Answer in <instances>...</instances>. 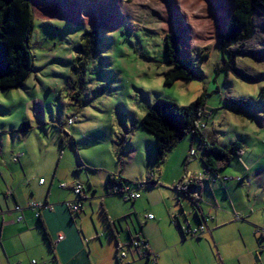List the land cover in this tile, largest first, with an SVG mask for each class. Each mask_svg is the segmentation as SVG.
I'll use <instances>...</instances> for the list:
<instances>
[{
	"label": "rangeland",
	"instance_id": "obj_1",
	"mask_svg": "<svg viewBox=\"0 0 264 264\" xmlns=\"http://www.w3.org/2000/svg\"><path fill=\"white\" fill-rule=\"evenodd\" d=\"M32 4L36 70L22 88L0 90V152L7 156L15 149L29 152L37 170L48 154L55 166L61 159V168L77 165L80 156L90 169L124 168V178L146 183L143 164L155 138L141 119L149 106L158 98L189 106L206 92L207 118L198 123L209 144L229 147L240 141L244 146L241 157L222 172V180L236 185L230 194L237 212L228 203L229 213L233 219L245 215L250 223L246 244L258 248L253 233L264 230V9H256L249 37L224 52L221 37L232 20L233 0H32ZM86 30L98 37L87 61L84 49L77 48ZM172 34L179 37L181 58H192L198 69L191 80L165 85V73L171 69L166 65L165 37ZM205 54L209 57L203 60ZM225 60L233 62L234 69L226 70ZM63 117H75L68 134ZM26 121L32 127L28 134L20 131ZM56 127L69 138L66 145L61 140L62 152ZM190 139L175 149L176 154L188 151V167L178 156L160 165L168 176L175 164H182L180 178L186 183L190 174L203 175V151L195 140L197 155H190ZM239 165L254 169L248 175L242 170L241 176ZM85 173L98 177L97 172ZM238 178L243 184L236 182ZM146 186L141 188L144 194Z\"/></svg>",
	"mask_w": 264,
	"mask_h": 264
},
{
	"label": "crops",
	"instance_id": "obj_2",
	"mask_svg": "<svg viewBox=\"0 0 264 264\" xmlns=\"http://www.w3.org/2000/svg\"><path fill=\"white\" fill-rule=\"evenodd\" d=\"M39 120L44 121L43 116ZM31 128V124L27 129L21 124L20 131L28 134ZM55 138L62 152V142L68 144L69 138L60 132ZM190 140L191 150L195 139ZM154 144L149 146L144 172L147 181L152 175L157 179L158 172L157 180L162 184L155 181V185L146 186L145 194L139 189L141 198L131 201V205L130 200L112 192L109 182L111 175L124 178V168L90 169L80 156L77 165L61 168V159L55 166V159L48 154L37 170L29 152L15 149L8 156L0 152V264H119L118 253L129 249L135 239L146 241L156 258L139 257L131 250L123 264H264L259 232L253 233L258 248L256 244L247 246L245 231L249 222L245 215L235 220L229 213L230 207L237 212L230 194L236 185L225 183V174L221 173L218 181L202 182L192 190V195L199 198L195 204L175 188L181 179L182 164H175L166 176L161 172L162 165H156ZM176 148L165 160L178 156L177 160L184 159L188 167V151L176 154ZM201 168L203 172L202 164ZM238 168L241 176L254 169L244 165ZM85 170L97 172L98 177L83 174ZM236 182L243 184V178ZM133 184L126 185L135 189ZM76 185L83 187L81 195L75 192ZM78 201L83 209L72 213L66 204ZM31 203L42 207L35 209ZM18 205L21 211L15 209ZM150 214L154 219L147 218ZM202 225L206 230L201 234ZM59 236L64 239L58 241ZM240 241L244 247L238 245Z\"/></svg>",
	"mask_w": 264,
	"mask_h": 264
},
{
	"label": "trees",
	"instance_id": "obj_3",
	"mask_svg": "<svg viewBox=\"0 0 264 264\" xmlns=\"http://www.w3.org/2000/svg\"><path fill=\"white\" fill-rule=\"evenodd\" d=\"M233 3L232 20L227 33L221 37L224 52L228 46L242 42L249 37L254 29L253 18L256 9L258 7L264 9V0H233ZM35 27L32 0H0V90L22 88L25 81L35 72V55L32 48ZM97 43L98 37L95 31L86 30L82 34L81 42L77 48L84 49L85 61L89 59V55ZM180 48L178 35H166V65L171 69L165 73V85H173L178 80H191L198 69L192 62V58H181ZM208 57V54L202 55L203 60ZM225 61L226 70L228 67H234L233 62ZM237 72L242 78H248L243 71L237 70ZM207 96L208 94L203 92L189 106H180L175 102L158 98L142 117L141 125L155 138L156 165L163 164L169 152L178 146L185 137L191 136L198 141L203 151L201 162L204 167V181L216 182L220 174L231 165L234 158H239L242 155L244 146L240 141L233 142L229 147L220 146L215 142L212 145L209 144L205 131L198 123L200 118L203 120L207 118ZM22 127L30 128L29 122H24ZM203 178L191 179L188 183L182 178L175 188L198 204L199 198L192 195V190L200 187ZM109 182L112 192L122 197V193L116 192L114 188L116 186L124 188L129 186L126 184H133L121 176L115 175L109 177ZM142 184L153 185L150 179L146 183L133 185L136 186L135 189H138Z\"/></svg>",
	"mask_w": 264,
	"mask_h": 264
},
{
	"label": "built area",
	"instance_id": "obj_4",
	"mask_svg": "<svg viewBox=\"0 0 264 264\" xmlns=\"http://www.w3.org/2000/svg\"><path fill=\"white\" fill-rule=\"evenodd\" d=\"M63 120V123L61 124H64V132L68 134L69 132V129L74 126V123H75V117H67V118H62ZM190 155H195V150H191L190 151ZM16 160V159H15ZM154 176V175H152ZM152 176L150 177V182L151 184L155 185V182L152 181ZM203 175H199V178L197 177H194L192 176V174H190L189 176V181L191 179H200V178H203L202 177ZM41 183L44 182V179H41L40 180ZM188 183V182H187ZM145 185L142 184L140 186V188L138 189H132L131 187L129 186H125L124 188H121L119 186H116L114 188V190L116 192H121L124 199L126 200H131V201H135L139 198H141V193L139 191V189H141L142 187H144ZM82 190H83V187L81 185H76L75 186V192L79 195H81L82 193ZM68 209L72 212V213H78L80 212L82 209H83V203L81 201H78V202H75V203H67L66 204ZM31 207L35 208V209H39L40 207H42V205H38V204H35V203H31L30 204ZM16 210L18 211H21L22 208L18 205L16 206L15 208ZM39 215V213H38ZM148 219H154V215L150 214L147 216ZM236 218H240L239 215L236 216ZM206 230L205 226L202 225L200 227V233H204ZM260 233V237H261V245H260V250L261 251H264V230H260L259 231ZM64 239V236H59L58 237V241H61ZM131 250H135L138 254L139 257H144V258H156V255L155 254H150V251L148 250V244L146 241H144L143 239H135L132 241L131 245H130V248L129 249H123V250H120V252L118 253V260L121 264L124 263V260L125 258L127 257L128 253H130ZM32 264H37L36 261H33Z\"/></svg>",
	"mask_w": 264,
	"mask_h": 264
},
{
	"label": "water",
	"instance_id": "obj_5",
	"mask_svg": "<svg viewBox=\"0 0 264 264\" xmlns=\"http://www.w3.org/2000/svg\"><path fill=\"white\" fill-rule=\"evenodd\" d=\"M187 226H189V224L187 223ZM121 264V263H120Z\"/></svg>",
	"mask_w": 264,
	"mask_h": 264
}]
</instances>
